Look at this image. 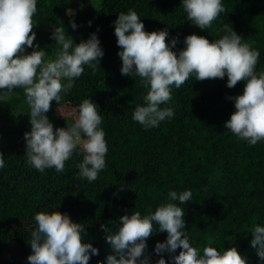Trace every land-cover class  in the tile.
Returning a JSON list of instances; mask_svg holds the SVG:
<instances>
[{
  "label": "trees",
  "instance_id": "obj_1",
  "mask_svg": "<svg viewBox=\"0 0 264 264\" xmlns=\"http://www.w3.org/2000/svg\"><path fill=\"white\" fill-rule=\"evenodd\" d=\"M223 3L225 12L207 32L185 19L181 0H38L33 31L41 47L52 44L49 25L53 23H64L77 42L100 28L105 52L101 67L98 65L94 73L86 67L61 105L67 114L85 98L91 97L98 104L108 145L107 166L92 183L79 177L77 164L82 157L76 153L61 173L54 168L41 173L30 167L24 155L23 133L30 124L22 90H16L8 103L0 104V158L5 162L0 169V264H28L32 218L51 205L86 223L85 239H92L100 248V256L89 264H97L108 251L103 233L98 231L100 223H115L132 209L154 210L170 189L185 188L193 192V200L182 206L192 242L201 248L211 244L218 249L234 243L250 264H257L249 242L253 225L264 223V142L250 146L224 127L235 110L227 97L240 94L244 82L229 89L226 76L189 79L180 88H172L174 117L145 130L132 120L145 89L138 78L135 81L121 75L112 23L118 12L134 8L147 31L166 28L167 40L178 37L177 50L183 47L185 36L195 32L212 40L218 36L217 29L227 23L243 41L259 50L257 69L264 68V0ZM67 8L75 11V31L69 26ZM52 51L48 49L49 55ZM56 108L53 101L47 115L54 126L63 127L66 121L56 115ZM118 185L126 188L114 196ZM165 237L166 233L154 234L149 238V249ZM10 245L14 252L5 257Z\"/></svg>",
  "mask_w": 264,
  "mask_h": 264
},
{
  "label": "clouds",
  "instance_id": "obj_2",
  "mask_svg": "<svg viewBox=\"0 0 264 264\" xmlns=\"http://www.w3.org/2000/svg\"><path fill=\"white\" fill-rule=\"evenodd\" d=\"M37 5L38 0H0V104L8 103L16 90H22L30 124L23 133L24 155L30 167L41 173L53 168L61 173L65 162L76 153L82 157L77 164L79 177L92 183L107 166L108 145L100 107L90 97L65 114L61 102L86 67L93 73L98 65L101 67L105 52L98 35L100 28L77 42L64 23H53L49 25L52 44L41 47L33 31ZM180 5L185 19L207 32L225 12L223 0H181ZM66 14L75 31V11L67 8ZM112 23L121 75L135 81L138 78L145 89L143 102L132 112L134 122L145 130L158 127L175 115L173 87L180 88L189 79L226 76L227 88L240 81L244 86L240 94L227 97L235 110L224 127L250 146L264 142V68L257 69L260 52L243 41L232 25L223 24L212 40L195 32L189 34L177 50L178 37L167 40L166 28L147 31L134 8L118 12ZM87 24L91 27L92 21ZM53 101L56 115L66 121L63 127L54 126L47 115ZM4 167L0 158V169ZM125 188L118 185L114 196ZM192 200L191 189H170L154 210L132 209L115 223H100L98 231L103 233L108 251L97 264H250L234 243L218 249L211 244L201 248L192 242L182 207ZM32 219L28 264H89L100 256L93 240L85 239L86 223L73 220L68 212L60 211V206L40 210ZM250 232L249 244L256 252L257 264H264V223L254 224ZM156 233H166V237L150 250L149 238Z\"/></svg>",
  "mask_w": 264,
  "mask_h": 264
},
{
  "label": "rangeland",
  "instance_id": "obj_3",
  "mask_svg": "<svg viewBox=\"0 0 264 264\" xmlns=\"http://www.w3.org/2000/svg\"><path fill=\"white\" fill-rule=\"evenodd\" d=\"M29 52H30V51H29ZM13 252H14V247H13L12 245H10L9 248H8V252H7V254L5 255V257H8L9 254H12Z\"/></svg>",
  "mask_w": 264,
  "mask_h": 264
}]
</instances>
